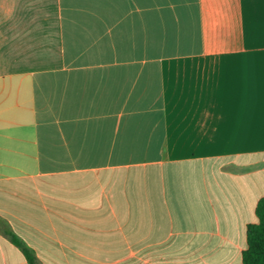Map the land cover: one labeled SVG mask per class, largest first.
Listing matches in <instances>:
<instances>
[{
	"label": "crops",
	"instance_id": "0c3cea01",
	"mask_svg": "<svg viewBox=\"0 0 264 264\" xmlns=\"http://www.w3.org/2000/svg\"><path fill=\"white\" fill-rule=\"evenodd\" d=\"M264 195V0H0V264H241Z\"/></svg>",
	"mask_w": 264,
	"mask_h": 264
},
{
	"label": "trees",
	"instance_id": "16d2710c",
	"mask_svg": "<svg viewBox=\"0 0 264 264\" xmlns=\"http://www.w3.org/2000/svg\"><path fill=\"white\" fill-rule=\"evenodd\" d=\"M254 214L256 222L246 227V247L241 253V264H264V195L257 201ZM9 238L14 245L22 249L28 263L34 264V258L18 240L13 235H9Z\"/></svg>",
	"mask_w": 264,
	"mask_h": 264
}]
</instances>
